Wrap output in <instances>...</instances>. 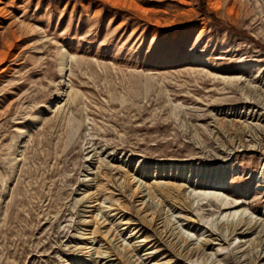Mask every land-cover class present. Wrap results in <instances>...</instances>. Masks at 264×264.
Returning a JSON list of instances; mask_svg holds the SVG:
<instances>
[{
  "label": "rangeland",
  "instance_id": "1",
  "mask_svg": "<svg viewBox=\"0 0 264 264\" xmlns=\"http://www.w3.org/2000/svg\"><path fill=\"white\" fill-rule=\"evenodd\" d=\"M0 51V264H74L94 151L139 181L170 164L208 178L185 187L194 222L160 206L193 243L264 220V0H0ZM223 234L206 263L172 264H232L247 243ZM246 239L250 257L264 253L256 231ZM95 242L88 264H107Z\"/></svg>",
  "mask_w": 264,
  "mask_h": 264
},
{
  "label": "bare ground",
  "instance_id": "2",
  "mask_svg": "<svg viewBox=\"0 0 264 264\" xmlns=\"http://www.w3.org/2000/svg\"><path fill=\"white\" fill-rule=\"evenodd\" d=\"M26 27L35 31L32 26L26 25ZM7 46L10 47L11 42L7 43ZM59 51L60 70L63 74L66 51L64 49H59ZM5 55L3 51H0V63ZM91 163L95 164L96 170L86 175V179L83 180L84 189L82 196L77 200L80 206H84L83 213L85 215L78 220V229L80 231L73 236L75 241L71 247L75 255V260H72L74 264H88L89 261H96L92 253H98L97 251L100 248L92 247L95 241L102 242L105 248L102 258L107 260V264H172L179 259L183 263L186 261H198L199 259L204 260V263H206L213 255L211 252L207 253L205 251L206 248L217 244V242L219 244L227 240V236L223 234V229H230V235L241 238L240 241L244 242L241 246L247 243V248L240 253L241 255H234L235 258H232V264H264V253L250 257L249 253H251V250L249 251L248 247L254 245L252 240H244L249 233L256 231L259 240L255 243L254 250L256 251L257 248L259 249V247L261 248L264 245L263 219L240 217L230 227L228 223L221 222L219 224L222 230L221 234L215 233L208 228L206 229L208 232L206 237L197 241L198 243H193L190 236L181 234L177 230V227L171 221L172 218L170 217V219L169 215H167L166 209L163 210L160 207L166 204L169 207L178 209L180 212L184 211L189 214L187 217L185 216L186 220L194 222L195 219L191 216V214L193 215L191 209L193 200L185 192L186 185L200 189L211 188V186H208L211 182L206 180L208 178L205 180H200L199 178L197 181L195 179L189 180L187 177L183 178L184 172L187 173L186 169H183L182 166L180 168L179 165L170 164L169 172L165 173L166 176H162V178H165L161 182L139 181V178L137 179L134 174L137 173L135 172L137 170H133L131 173L126 169L121 170L120 165H108L102 159L96 157L95 151L91 155ZM102 165L105 166V169L108 167L110 173L106 170L104 173H99ZM191 171L188 173H191ZM154 173L155 175L158 174L156 169ZM89 174L93 175L87 177ZM140 174L142 173L140 172ZM105 175L108 177L105 178ZM202 195L217 198L220 194L209 190L202 192ZM99 197H102L101 202ZM113 198L114 200H112ZM167 200L171 202L168 203ZM120 201L123 204H120ZM103 202L108 203L105 206L107 207V212L105 213L104 211V215H100L104 208ZM220 202L224 205L223 209L228 210L229 215H237L238 217L241 215L243 210L237 209L236 204L228 202L226 198H221ZM230 210H234L232 214H230ZM103 216H108V218L106 217L105 219ZM109 218L111 219L107 222L106 220ZM116 229L122 233L123 231H126V234L128 232L126 240L125 238L122 239L124 242L119 240V234L118 237L116 236ZM92 250L94 251L91 252ZM139 251L143 252L144 258L142 261H138L135 258L137 256L135 254ZM244 252L245 254L243 255ZM111 255L114 258H109ZM68 263L65 262V264Z\"/></svg>",
  "mask_w": 264,
  "mask_h": 264
}]
</instances>
